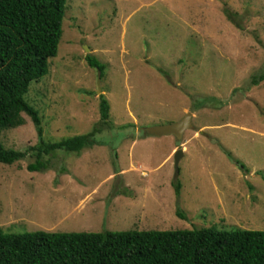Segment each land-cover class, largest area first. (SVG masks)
I'll use <instances>...</instances> for the list:
<instances>
[{"label":"rangeland","instance_id":"rangeland-1","mask_svg":"<svg viewBox=\"0 0 264 264\" xmlns=\"http://www.w3.org/2000/svg\"><path fill=\"white\" fill-rule=\"evenodd\" d=\"M86 55L105 65L102 126ZM48 68L24 96L44 140L100 131L79 153L55 151L42 172L26 170L30 154L0 164L4 232L264 230V81L249 86L264 72V0H66ZM188 113L192 129L180 140L142 131ZM22 118L0 131L5 148L37 144Z\"/></svg>","mask_w":264,"mask_h":264},{"label":"trees","instance_id":"trees-1","mask_svg":"<svg viewBox=\"0 0 264 264\" xmlns=\"http://www.w3.org/2000/svg\"><path fill=\"white\" fill-rule=\"evenodd\" d=\"M65 3L66 0H0V131L21 126L25 114L38 141L25 151L0 144V164L11 165L30 154L34 162L26 170L42 172L49 168L48 157L55 151L79 153L95 144L98 126L86 134L46 142L39 112L24 99L30 87L48 74V60L57 55ZM227 18L235 23L232 15ZM85 61L102 78L105 65L91 55H86ZM263 81L261 72L250 78L249 86ZM98 109L99 125L107 124L110 108L103 95L99 96ZM226 155L231 158L230 153ZM235 165L246 170L237 160ZM173 188L179 194L180 183L174 182ZM176 215L185 219L180 212ZM0 264H264V230L16 234L0 228Z\"/></svg>","mask_w":264,"mask_h":264},{"label":"water","instance_id":"water-1","mask_svg":"<svg viewBox=\"0 0 264 264\" xmlns=\"http://www.w3.org/2000/svg\"><path fill=\"white\" fill-rule=\"evenodd\" d=\"M86 51H88V48H85ZM99 81H100V72L98 71L97 74V86H98V94L100 95L101 90L99 87ZM192 115L188 113L181 121L170 124V125H164V126H151L146 127L142 131L143 133L153 135V136H167L172 135L175 137L176 140H180L184 134L185 131L192 129V123H191ZM182 157V151L178 150L176 151L174 155V179L178 177V163L180 158Z\"/></svg>","mask_w":264,"mask_h":264}]
</instances>
